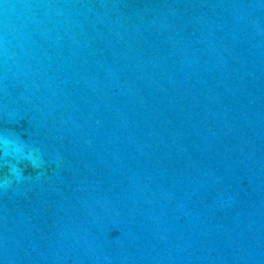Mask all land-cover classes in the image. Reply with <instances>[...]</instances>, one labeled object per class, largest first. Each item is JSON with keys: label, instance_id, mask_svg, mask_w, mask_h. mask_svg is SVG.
Segmentation results:
<instances>
[{"label": "water", "instance_id": "95a60500", "mask_svg": "<svg viewBox=\"0 0 264 264\" xmlns=\"http://www.w3.org/2000/svg\"><path fill=\"white\" fill-rule=\"evenodd\" d=\"M0 139V264H264V0H0Z\"/></svg>", "mask_w": 264, "mask_h": 264}, {"label": "clouds", "instance_id": "9594fccd", "mask_svg": "<svg viewBox=\"0 0 264 264\" xmlns=\"http://www.w3.org/2000/svg\"><path fill=\"white\" fill-rule=\"evenodd\" d=\"M0 145H2L3 147H5L7 150H8V147L9 145L12 146V148L15 150V151H20V149L18 148V146L16 144H13L11 141H9L8 139H0ZM13 179L15 181H18L20 179L19 176H16L15 174L12 176V179H9L6 181V184L8 186L11 185V183L13 182ZM0 186H4V185H0Z\"/></svg>", "mask_w": 264, "mask_h": 264}]
</instances>
